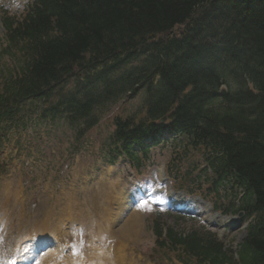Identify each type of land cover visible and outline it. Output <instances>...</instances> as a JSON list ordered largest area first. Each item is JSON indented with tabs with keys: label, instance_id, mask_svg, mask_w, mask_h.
<instances>
[{
	"label": "trees",
	"instance_id": "16d2710c",
	"mask_svg": "<svg viewBox=\"0 0 264 264\" xmlns=\"http://www.w3.org/2000/svg\"><path fill=\"white\" fill-rule=\"evenodd\" d=\"M7 38L2 55L19 58L13 73L0 69V121L9 119L12 96L48 97L71 77L159 41L151 68L159 75L160 98L130 137L141 142L165 128L185 136L168 166L180 188L203 189L195 185L197 162L187 164L190 151L211 169L206 189L219 198L230 182L242 188L241 207L255 216L239 260L207 230L181 233L157 222V244L186 264H264V0H36L23 19L9 22ZM227 75L233 86L222 90ZM89 94L86 89L90 100ZM93 104L77 102L66 110L85 119ZM164 115L168 121L161 123ZM119 142L124 146L125 138ZM124 152L132 157L130 147Z\"/></svg>",
	"mask_w": 264,
	"mask_h": 264
},
{
	"label": "rangeland",
	"instance_id": "374dc122",
	"mask_svg": "<svg viewBox=\"0 0 264 264\" xmlns=\"http://www.w3.org/2000/svg\"><path fill=\"white\" fill-rule=\"evenodd\" d=\"M20 3L21 0H0V7L7 6L13 12L18 11L16 8L21 6ZM2 40L3 31L0 30V42ZM118 86L123 89L128 83L122 82ZM134 101L125 106V112L136 109ZM101 123L90 133L86 146L77 155L70 154L71 131L61 123L41 125L28 134L12 131L4 146L0 143V264L13 259L18 261L28 248L25 246L43 236L49 237L53 244L31 264H49L47 255L54 257L56 262L52 264H68L73 258L76 259L70 264L78 263V259L84 264V260L93 254L89 248L100 244L105 251L120 237L126 242L124 251L128 264H158L160 254L154 248L152 228L156 218L165 226L178 230L187 231L197 223L205 225L215 230L227 244L237 246L245 235L247 224L241 218L239 222L222 226L223 220L213 209L209 210L211 206L196 196L186 197L180 191L173 193L172 201L184 198L179 207L189 213L191 220L181 218L176 212L182 210L168 206L170 201L162 188L166 184L158 182L155 172L157 166L168 161L170 144L152 150L146 166L131 186L125 161L109 165L99 154L100 142L108 128L106 118ZM138 185L144 195L139 192ZM128 190L137 197V203L120 214V194ZM222 200L228 203V199L223 197ZM145 201L146 206L141 207ZM133 212L139 215L141 233L138 235L128 233L122 226ZM115 213H118L116 220ZM99 219L105 220L102 226L97 225ZM209 219L214 226L204 223ZM105 222L112 229L108 234ZM94 263L89 259L88 264ZM160 263L181 264L175 259H163Z\"/></svg>",
	"mask_w": 264,
	"mask_h": 264
},
{
	"label": "bare ground",
	"instance_id": "6f19581e",
	"mask_svg": "<svg viewBox=\"0 0 264 264\" xmlns=\"http://www.w3.org/2000/svg\"><path fill=\"white\" fill-rule=\"evenodd\" d=\"M120 200L121 203L119 205V209L120 211H127L129 209V207L131 206L132 203V198L128 193L125 194H120ZM113 216H115V220L118 218V213H115ZM225 223L229 222L230 220L233 221L230 218H226V217H222ZM104 220V219H103ZM101 220H99V224L101 225ZM122 226L124 227V229L132 234H140L141 233V227H140V223H139V215L137 213L134 214V212L132 214H130V217L128 218L127 221H123ZM109 231V228H108ZM133 238V237H131ZM119 239V243L117 246V251H118V255H120V257L124 260L125 256H124V248L126 245V242L123 240V238H118ZM45 242V239H43L42 241H40L38 243L37 248H33L32 252H34L35 250H37L38 248L43 246V243ZM111 247L109 245V251H110ZM29 255H26V257ZM105 255H101L100 252H98L97 254V264H107L109 260H107L105 258ZM114 264V263H113Z\"/></svg>",
	"mask_w": 264,
	"mask_h": 264
},
{
	"label": "snow or ice",
	"instance_id": "6c2138e0",
	"mask_svg": "<svg viewBox=\"0 0 264 264\" xmlns=\"http://www.w3.org/2000/svg\"><path fill=\"white\" fill-rule=\"evenodd\" d=\"M146 204H147V202L145 201V202H142L141 203V207H144V206H146Z\"/></svg>",
	"mask_w": 264,
	"mask_h": 264
}]
</instances>
